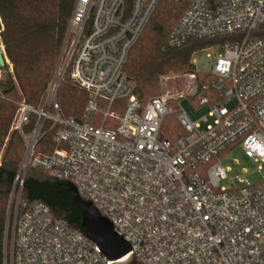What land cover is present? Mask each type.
<instances>
[{"label":"built area","instance_id":"1","mask_svg":"<svg viewBox=\"0 0 264 264\" xmlns=\"http://www.w3.org/2000/svg\"><path fill=\"white\" fill-rule=\"evenodd\" d=\"M184 5L168 38L216 43L210 81L197 71L173 92L139 102L124 72L128 54L159 2ZM264 0H75L45 104H16L11 129L25 141L19 174L42 169L67 181L130 246L108 261L99 248L39 202H20L22 179L4 233V264H264V183L221 189L219 158L234 149L264 167ZM208 62H212L211 58ZM63 76L87 96L80 120L63 118L56 100ZM165 81V82H164ZM164 82V83H163ZM206 114L192 120L179 100L196 93ZM37 116L34 130L23 128ZM175 115L180 135H163ZM55 149L36 153L42 124ZM20 179V180H19ZM6 243L8 247H6Z\"/></svg>","mask_w":264,"mask_h":264},{"label":"trees","instance_id":"2","mask_svg":"<svg viewBox=\"0 0 264 264\" xmlns=\"http://www.w3.org/2000/svg\"><path fill=\"white\" fill-rule=\"evenodd\" d=\"M75 0H0V44L7 63L0 69V264L10 213L11 196L25 150L24 138L12 130L16 104L24 101L35 111L42 110L53 79L62 42ZM132 0H124L129 9ZM216 0H209L213 3ZM184 11V5L159 2L136 43L129 51L124 72L132 94L145 103L156 97L161 77L194 72L191 57L196 50L228 41L190 40L181 48L168 46V38ZM264 36V26L259 31ZM198 83L210 81L197 73ZM56 100L63 118L80 120L86 93L63 76ZM37 116L32 114L23 134H30ZM51 123L46 121L35 152L49 154L55 149ZM164 135V134H163ZM170 138L168 135H164ZM20 202H39L51 213L82 231L81 214L73 204L72 186L53 178L49 172L28 167L22 179ZM127 264H138L131 259Z\"/></svg>","mask_w":264,"mask_h":264},{"label":"rangeland","instance_id":"3","mask_svg":"<svg viewBox=\"0 0 264 264\" xmlns=\"http://www.w3.org/2000/svg\"><path fill=\"white\" fill-rule=\"evenodd\" d=\"M0 30H1V25H0ZM218 54H219L218 45L212 44L206 49L196 50L191 57V63L199 75L205 76L209 74L212 63L214 62ZM209 58H211L212 60V62L210 63L208 62ZM0 75H1V71H0ZM180 76L182 75L165 76L166 80L168 81L165 87L169 88L170 90L175 89L174 91L172 90L173 92L181 91L183 89V82L181 79H179ZM161 92H162V85L160 84V82H158V93L156 97L159 96ZM196 95L197 92L187 98H183L179 100L180 106L192 120H196L199 117H202L203 115L206 114V109L199 108L196 105V101L193 100L195 99ZM175 119H176L175 115H171L167 117L164 122L163 134L170 136V138H173L175 135L181 134V129L177 125ZM45 122H43V124ZM40 137H41V131L39 134V139ZM218 161L225 170V179L221 180L219 184L220 188L223 190L224 189L229 190L233 187L235 188L241 187L242 186V183L240 182L241 178H245L250 185H258L264 183V167L260 168V165L258 163L246 158L239 149H234L228 153L223 154ZM24 175L25 173L21 172L19 174L20 179ZM18 190L19 187L17 184L11 196V205L9 210L10 213L12 206L13 209L15 208L17 196L19 193ZM13 209L12 212L14 211ZM3 246H4V241H3ZM6 247H8L7 243H6ZM2 264H4V260Z\"/></svg>","mask_w":264,"mask_h":264},{"label":"water","instance_id":"4","mask_svg":"<svg viewBox=\"0 0 264 264\" xmlns=\"http://www.w3.org/2000/svg\"><path fill=\"white\" fill-rule=\"evenodd\" d=\"M7 60L0 44V69ZM73 204L81 214V228L85 236L94 243L108 261H118L130 252V246L112 229L111 224L101 217L92 206L84 202L72 187Z\"/></svg>","mask_w":264,"mask_h":264},{"label":"clouds","instance_id":"5","mask_svg":"<svg viewBox=\"0 0 264 264\" xmlns=\"http://www.w3.org/2000/svg\"><path fill=\"white\" fill-rule=\"evenodd\" d=\"M259 155H260L261 157H264V151L259 152Z\"/></svg>","mask_w":264,"mask_h":264}]
</instances>
